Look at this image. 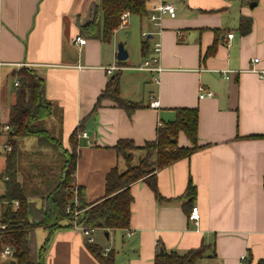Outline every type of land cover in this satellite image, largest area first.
Returning <instances> with one entry per match:
<instances>
[{"label": "crops", "instance_id": "0c3cea01", "mask_svg": "<svg viewBox=\"0 0 264 264\" xmlns=\"http://www.w3.org/2000/svg\"><path fill=\"white\" fill-rule=\"evenodd\" d=\"M98 3L0 0V123H8L15 100V72L35 68L53 107L44 126L69 149L78 129L76 183L85 188L87 201L96 203L106 195L108 173L126 167L115 148L120 139L143 146L155 139L160 125L176 118L179 108H197L199 148L157 171L161 198L147 181L134 182L130 226L95 229L96 242L115 253L117 264H155L159 251L185 253L199 247L205 248L204 256L194 264L264 260V0H147V14L130 13L109 42L83 31L95 19ZM161 3H172L176 15L160 13L156 25L149 17ZM242 16L252 18L247 33L240 29ZM128 24L140 26L141 42L120 65L116 34ZM145 31L148 38L142 36ZM78 36L86 43H76ZM156 42L161 43L156 65L162 70L138 69L156 57ZM114 65L121 67V96L142 103L131 113L111 98L98 100L120 70L109 72ZM207 91L213 95L201 98ZM156 98L158 108L151 106ZM6 135L0 134V175L6 167ZM178 142L192 144L183 132ZM20 143L30 150L36 138ZM190 180L194 192L188 189ZM193 206L199 207L198 222L190 219ZM47 235L43 228L36 230L38 246ZM88 243L76 225L58 230L45 262L102 264ZM10 259L0 251V264Z\"/></svg>", "mask_w": 264, "mask_h": 264}, {"label": "trees", "instance_id": "16d2710c", "mask_svg": "<svg viewBox=\"0 0 264 264\" xmlns=\"http://www.w3.org/2000/svg\"><path fill=\"white\" fill-rule=\"evenodd\" d=\"M251 0H244L249 3ZM147 0H99L95 19L83 27L89 37L109 42L121 25L123 12L141 17L147 14ZM252 28V18L242 16L240 29L247 33ZM145 41L142 48H146ZM124 61H118L123 64ZM15 74V100L10 106L8 124L12 130L7 140L12 150L6 154V167L0 175L4 192L0 195V250L3 244L13 248L9 264H46L48 246L58 230L83 226L84 228H128L131 223V185L138 180L147 181L158 191L157 171L182 158L190 157L199 148L197 108H179L174 120L157 128L156 137L138 146L132 139H120L115 148L124 159L126 168L112 169L107 175L106 195L96 203H89L83 186L76 183L78 158V129L71 137V148L65 147L62 138L44 126L53 107L45 93V81L33 67H22ZM121 69L110 78L98 100L111 98L118 106L131 113L142 103L131 102L120 94ZM186 134L191 145L178 142L180 133ZM24 137L36 138L30 150L20 143ZM136 153H140L136 160ZM188 189L195 191L192 181ZM15 202L18 206L15 207ZM76 211L78 212L76 214ZM43 228L48 235L39 247L36 230ZM88 248L102 264H117L115 253L105 254V247L98 242L88 243ZM204 247L188 250L159 251L155 264H194L204 256ZM257 264H264L259 260Z\"/></svg>", "mask_w": 264, "mask_h": 264}, {"label": "built area", "instance_id": "2783aa9c", "mask_svg": "<svg viewBox=\"0 0 264 264\" xmlns=\"http://www.w3.org/2000/svg\"><path fill=\"white\" fill-rule=\"evenodd\" d=\"M155 11H158V13H155L153 12L151 15H150V19L152 21H154V23L156 25H158V21L160 20V17H161V14L160 13H169L172 17H174L176 15V7L172 4V3H161L160 5H157L155 7ZM130 15V12L129 11H125L123 12L122 16H121V20H122V23H126L127 20H128V17ZM121 23V24H122ZM142 36L144 38H148L149 37V33L148 32H143ZM233 34H229V38H232ZM74 41L76 43H79V44H84L86 43V39L85 38H82V37H76L74 38ZM154 50H155V53L157 54L156 57L154 58H148L146 59L141 65H139L137 68L138 69H141V70H149V71H156V72H159L162 70V67L161 65H159L157 63L156 65V62L158 61V54L160 53V50H161V43L160 42H156L155 43V46H154ZM254 61H258V59H254ZM155 62V64H154ZM121 67L119 66H110L108 67V71L109 72H113L114 70L116 69H120ZM253 71H256V72H260L259 70L257 69H252ZM228 71H225V73L227 74ZM228 77V75L226 76ZM263 77H264V73H263ZM213 95V92L211 91H207V92H203L200 97L203 98L205 96H212ZM151 106L152 107H156L158 108L160 106V101L156 98L154 99L152 102H151ZM11 130V125L8 124V123H0V134H7L9 131ZM12 150V145L10 143H4L3 144V151H11ZM78 212L76 211V214ZM190 219L191 220H194L196 222L199 221L200 219V211H199V207L198 206H193L192 207V211L190 213ZM5 225L0 221V228H4ZM82 229V231L86 234L87 236V239L89 242L93 243L96 241L95 239V236L93 234V231L95 230L94 228H84L83 226H78ZM131 233H129V235H131ZM2 251L3 253L5 254H9L11 255L12 252H13V248L11 247L10 244H3L2 245V249L0 250ZM110 251V248H106L104 250V253L107 254L108 252Z\"/></svg>", "mask_w": 264, "mask_h": 264}, {"label": "rangeland", "instance_id": "374dc122", "mask_svg": "<svg viewBox=\"0 0 264 264\" xmlns=\"http://www.w3.org/2000/svg\"><path fill=\"white\" fill-rule=\"evenodd\" d=\"M120 38V41H123L125 39V41L127 42V48L129 49V51L131 50V52H136L137 48H139L140 46V42H141V31H140V26H129V24L127 26H125V28H122L119 31V34H116V38ZM38 72V71H37ZM140 153H136V160L138 159ZM126 168V167H125ZM124 168V169H125ZM123 169V170H124ZM105 241V240H104ZM43 243V242H42ZM41 242H39V246L42 244Z\"/></svg>", "mask_w": 264, "mask_h": 264}, {"label": "water", "instance_id": "95a60500", "mask_svg": "<svg viewBox=\"0 0 264 264\" xmlns=\"http://www.w3.org/2000/svg\"><path fill=\"white\" fill-rule=\"evenodd\" d=\"M256 5V2L251 3V6ZM96 16V8L93 10V19ZM130 53L129 50L126 48L125 43L123 41H120L117 45V59L119 61H124L129 57ZM107 237L109 236V232H106Z\"/></svg>", "mask_w": 264, "mask_h": 264}]
</instances>
